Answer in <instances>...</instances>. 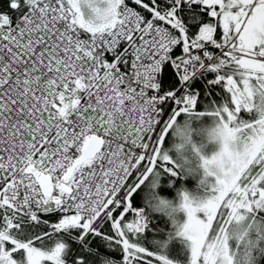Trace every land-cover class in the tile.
I'll return each mask as SVG.
<instances>
[{
  "label": "snow or ice",
  "instance_id": "obj_1",
  "mask_svg": "<svg viewBox=\"0 0 264 264\" xmlns=\"http://www.w3.org/2000/svg\"><path fill=\"white\" fill-rule=\"evenodd\" d=\"M0 264H264V0H0Z\"/></svg>",
  "mask_w": 264,
  "mask_h": 264
},
{
  "label": "trees",
  "instance_id": "obj_2",
  "mask_svg": "<svg viewBox=\"0 0 264 264\" xmlns=\"http://www.w3.org/2000/svg\"><path fill=\"white\" fill-rule=\"evenodd\" d=\"M212 126L211 122H208L207 124L201 123L198 125V128H210ZM197 139V137H196ZM208 147H212V146H208ZM198 183V179L197 177L193 176L192 178H189L186 183L185 186L187 188H189L190 190L194 191L196 184ZM164 195H166L168 198L172 199L175 197V192H168V193H163ZM179 218V217H177ZM254 238V237H253ZM233 244H235L236 242L233 241ZM236 250L233 248V252H235ZM167 254L169 255L170 258L174 259V260H182L183 259V252L180 249L179 245H174L173 247H171ZM243 258V246H241L240 249V254L237 256V259L242 260Z\"/></svg>",
  "mask_w": 264,
  "mask_h": 264
},
{
  "label": "clouds",
  "instance_id": "obj_3",
  "mask_svg": "<svg viewBox=\"0 0 264 264\" xmlns=\"http://www.w3.org/2000/svg\"><path fill=\"white\" fill-rule=\"evenodd\" d=\"M205 128H197L196 132L200 133L201 130H203ZM195 143H197V146H200L203 148H207L209 146V141L208 138L206 136V134H201L197 137V139L194 140ZM191 155V154H190ZM193 163H195V160L192 161Z\"/></svg>",
  "mask_w": 264,
  "mask_h": 264
}]
</instances>
